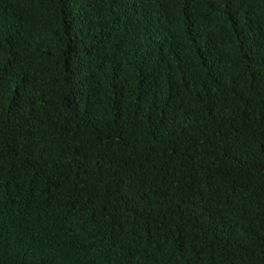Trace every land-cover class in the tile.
Segmentation results:
<instances>
[{"label": "trees", "instance_id": "1", "mask_svg": "<svg viewBox=\"0 0 264 264\" xmlns=\"http://www.w3.org/2000/svg\"><path fill=\"white\" fill-rule=\"evenodd\" d=\"M0 264H264V0H0Z\"/></svg>", "mask_w": 264, "mask_h": 264}]
</instances>
